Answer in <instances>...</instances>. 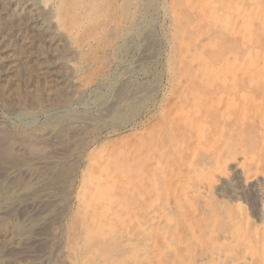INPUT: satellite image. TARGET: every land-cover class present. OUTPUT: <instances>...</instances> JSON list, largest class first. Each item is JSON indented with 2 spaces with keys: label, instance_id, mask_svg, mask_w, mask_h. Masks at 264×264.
I'll use <instances>...</instances> for the list:
<instances>
[{
  "label": "rangeland",
  "instance_id": "rangeland-1",
  "mask_svg": "<svg viewBox=\"0 0 264 264\" xmlns=\"http://www.w3.org/2000/svg\"><path fill=\"white\" fill-rule=\"evenodd\" d=\"M104 1L100 15L75 29L74 43L62 41L58 51L66 54L74 46L78 67H61L62 82L40 71L50 60L36 61L24 33L17 46L20 70L0 76V128L3 138L12 137L10 154L0 163L1 201L8 209L0 222V245L9 248L3 262L96 264L94 255L102 253L106 264H264V0H233L241 3L230 16L234 33L210 25L199 13V0L179 4L175 17L173 0H120V15ZM117 16L119 22L110 24ZM208 29L215 33L208 37ZM52 37L61 38L56 31ZM198 39L205 43L202 63L209 65L204 76L200 61L182 55ZM46 49L41 45L36 54ZM143 51L150 62L141 64ZM192 92L206 99L201 110V100L191 103ZM183 101L186 111L179 112ZM199 115L198 125L188 122ZM200 135L205 140L198 144ZM148 213L159 215L150 220ZM19 229L22 238L14 236Z\"/></svg>",
  "mask_w": 264,
  "mask_h": 264
},
{
  "label": "bare ground",
  "instance_id": "bare-ground-1",
  "mask_svg": "<svg viewBox=\"0 0 264 264\" xmlns=\"http://www.w3.org/2000/svg\"><path fill=\"white\" fill-rule=\"evenodd\" d=\"M120 0H110V3H111V6L113 7V9H115L116 11H114V13L116 12L117 13V15L121 12V9H119L118 8V3H120L119 2ZM165 2L167 1V0H164ZM172 1V0H171ZM184 1H186L187 3H191L192 2V0H173V2H172V5H171V7H173V10H174V17H175V12H176V16H177V13H178V16H179V4H181L182 2H184ZM219 1V0H218ZM218 1L217 0H199V2H200V8H201V11H199V13H201V16L203 17V18H205L206 20H208L209 21V23H210V25H213L215 28H217V30H218V28H223V29H229L230 30V32H232V33H234L235 32V29L233 28L234 26L232 25V20L230 19V16H231V12H232V9H234V7H237L238 5L239 6H241V3H238L237 1H233V0H228L227 1V3L228 4H225V2H224V4L223 3H221V4H219L220 3V1H219V3H218ZM163 2V1H162ZM185 2V3H186ZM223 2V1H222ZM170 4V3H169ZM105 5V1L104 0H0V76H4V75H6V74H8L9 72H11L12 70L14 71L15 69H19L18 67H19V65H21L20 64V60H19V58H18V49H17V46L19 45L18 43H19V41H18V37H19V35L21 34V33H24V34H27L28 35V41H27V45H26V47L28 48V49H30L31 50V54L37 59H35L36 61H38V59H45V60H50L49 62L47 61V62H43L42 63V65H40V71H42L43 73H44V75H45V77H47L49 80H51V82H54V83H59V82H62V74H61V72H60V68L61 67H64V66H66V67H72V69L74 68L75 70L78 68L77 67V64H76V62L74 61V59H73V54H74V52L75 51H77L75 48H74V46L72 47V51L71 52H66V54H64V53H62V51H58V49H60L61 48V46H62V41H64V42H69V43H74L73 42V34H74V32H75V29L77 28V27H83V28H85L86 27V25L88 24V23H90L91 22V20H93L94 19V17L95 16H98V15H100V12H101V10L103 9V7L102 6H104ZM189 5V4H188ZM193 5V4H192ZM134 6H135V4H134ZM170 7V6H169ZM188 7V6H187ZM191 7V6H190ZM198 7V6H197ZM243 7V6H242ZM133 8V7H132ZM166 8V7H165ZM163 9V8H162ZM166 9H164L163 11H162V15H163V17L165 16V15H167L166 14V11H165ZM171 10V9H170ZM170 10H168L169 12H171ZM193 11V10H192ZM198 12V11H197ZM120 15V14H119ZM169 15V17H170V14H168ZM167 17V16H166ZM117 18H118V16H117ZM177 18V17H176ZM176 18H175V20H176ZM165 19V18H164ZM244 19V18H243ZM119 20H120V18H118V19H114V21L113 22H111L110 24H115V23H118L119 22ZM170 20H171V18H170ZM178 20V19H177ZM129 21V20H128ZM127 22V21H126ZM132 22V21H131ZM149 23V22H148ZM149 25V24H148ZM179 25V24H178ZM106 27V26H105ZM128 27H129V25H128ZM141 27V26H140ZM116 28V27H115ZM125 28H127V27H125ZM211 29H212V27H210ZM214 28V29H215ZM204 29V28H203ZM214 29H212V30H214ZM189 30V29H188ZM201 30V29H200ZM205 30V29H204ZM54 31H56L57 33H58V35H60L61 36V38H58V39H56L55 40V38H53L52 37V34L54 33ZM187 31V30H186ZM207 31V30H206ZM215 31V30H214ZM213 31V32H214ZM79 32V31H78ZM126 32H127V30H126ZM149 32V31H148ZM151 32H152V30H151ZM187 32H189V31H187ZM198 32V31H197ZM197 32H195L194 33V31H193V33L194 34H196ZM207 32H209V34L207 33ZM207 32H204L203 31V33H207V36L209 35H211L210 33L212 32H210L209 31V29H208V31ZM212 32V33H213ZM219 32H220V30H219ZM218 32V33H219ZM98 33V32H97ZM136 33V32H135ZM190 33V32H189ZM188 33V35H190ZM215 33V32H214ZM216 33H217V31H216ZM217 33V34H218ZM182 35H184V33H181ZM194 34H192V35H194ZM221 34V33H220ZM105 35V34H104ZM111 35V34H110ZM114 35V34H113ZM112 35V36H113ZM202 35V34H201ZM200 35V36H201ZM204 35V34H203ZM202 35V36H203ZM214 35H216V34H214ZM108 36V35H107ZM143 35L141 34V36L139 37V38H141ZM145 36V35H144ZM149 36V35H148ZM147 36V37H148ZM195 36V35H194ZM199 36V37H200ZM205 36H206V34H205ZM208 36V37H209ZM217 36H219V35H217ZM191 37V36H190ZM196 37V36H195ZM204 37V36H203ZM211 37H214V36H211ZM235 37V36H234ZM22 38H23V36H22ZM103 38V37H102ZM144 38H146V37H144ZM185 38V37H184ZM220 38V37H219ZM222 38V37H221ZM230 38V37H229ZM237 38V37H236ZM147 40H149V39H152V38H146ZM213 39H215V38H213ZM217 39H218V37H217ZM224 39V38H223ZM222 39V40H223ZM231 39V38H230ZM189 40V39H188ZM205 40V39H204ZM212 40V39H211ZM222 40H220V41H222ZM235 40V39H234ZM239 39L237 38V41H238ZM152 41V40H151ZM150 40H149V43L148 44H146L147 46H146V48H147V50H150L151 49V46H152V42H151ZM227 41H228V39H227ZM227 41H225V42H227ZM232 41V40H231ZM63 42V43H64ZM132 42V41H131ZM148 42V41H147ZM204 41H203V39H198L197 40V42H196V44L194 43V40H193V43L195 44V49H193V44L191 43H189V45H186V50H183V48H185V47H183L182 48V50L183 51H185V52H183V56H184V58H185V60L187 61V60H189V61H195V59L197 60V61H200V63H202V62H204L205 61V59L202 57V48H201V46H203V44H205V43H203ZM217 42V41H216ZM223 42V41H222ZM235 43H236V41H234ZM239 42V41H238ZM241 42V41H240ZM239 42V43H240ZM207 43V42H206ZM234 43V44H235ZM260 43V42H259ZM65 44V43H64ZM186 44V43H185ZM224 44H226V43H224ZM227 44H229V41H228V43ZM245 44V43H244ZM247 44V43H246ZM41 45H43V46H47V49H46V52H44V53H42V54H36V51H38L37 49L41 46ZM213 45V44H212ZM219 45V44H218ZM236 45V44H235ZM182 46V45H181ZM222 46V45H221ZM220 46V47H221ZM232 46V45H231ZM19 47V46H18ZM21 47H22V45H21ZM133 47V46H132ZM236 47H237V49L239 48L237 45H236ZM20 48V47H19ZM68 48V47H67ZM77 48V47H76ZM138 48V47H137ZM145 48V49H146ZM207 49H205V50H208V47H206ZM230 48V47H229ZM258 48V47H257ZM63 49V48H62ZM85 49V48H84ZM210 49V48H209ZM220 49V48H219ZM20 50V49H19ZM82 50V49H81ZM121 50V49H120ZM131 50V49H130ZM135 50V49H134ZM211 50V49H210ZM214 50V49H213ZM221 50H222V48H221ZM64 51V50H63ZM68 51V50H67ZM232 51V50H231ZM238 51V50H237ZM116 52H118L117 50H116ZM145 51H143L141 54H140V58L138 59V62H140L141 64L142 63H144V62H146L147 60L149 61L150 59V54L148 55V54H146V53H144ZM209 52V51H208ZM211 52V51H210ZM223 52H225V50H223ZM121 53V52H120ZM143 53L145 54V55H143ZM149 53V52H148ZM151 54H152V52H150ZM205 53V55H206V52H204ZM203 53V54H204ZM217 53V52H216ZM36 54V55H35ZM213 54V53H212ZM220 54V53H219ZM218 54V55H219ZM223 53L221 52V54L220 55H222ZM226 54V53H225ZM224 54V55H225ZM240 54H244V53H240ZM131 55V54H130ZM219 55V56H220ZM245 55V54H244ZM207 56V55H206ZM209 56V55H208ZM200 57L202 58V59H200ZM242 57H244V56H242ZM182 58V57H181ZM208 58V57H207ZM218 58H220V57H218ZM239 58H241L240 56H239ZM78 59V58H77ZM152 59V58H151ZM22 60H24V59H22ZM166 60V59H165ZM222 60V59H221ZM240 60V59H239ZM242 60V59H241ZM244 60H246V59H244ZM33 61V60H32ZM31 61V62H32ZM147 61V62H148ZM185 61V62H186ZM188 61V62H189ZM212 61H214L213 59H212ZM217 60H215V62H216ZM150 62V61H149ZM245 62V61H244ZM211 63V62H210ZM217 63V62H216ZM246 63H247V60H246ZM245 63V64H246ZM33 64V63H32ZM79 64V63H78ZM190 64V63H189ZM22 65H23V63H22ZM186 66H188V68L187 69H189V65H187V62H186V64H185ZM185 65H182V66H184V68L186 67ZM202 66H200V68L199 69H201V68H203L204 70H202L201 72H202V74L201 75H206L207 73H206V70H208V68H209V65L207 64V63H202L201 64ZM137 66V65H136ZM35 67H36V65H35ZM34 67V68H35ZM23 68V67H22ZM82 68V67H81ZM190 68H191V66H190ZM251 68V67H250ZM36 69V68H35ZM68 69V68H67ZM182 69H183V67H182ZM218 69H220V66L218 67ZM20 70V69H19ZM63 70V69H62ZM81 70V69H80ZM238 70V69H237ZM183 71V70H182ZM192 71V70H191ZM240 71V70H239ZM238 71V72H239ZM128 72V71H127ZM17 73V72H16ZM77 73H78V70H77ZM185 73V72H184ZM205 73V74H204ZM239 73H241V72H239ZM11 74H12V72H11ZM13 74H14V72H13ZM79 74V73H78ZM131 74V73H130ZM199 74V73H198ZM42 75V74H41ZM67 75V74H66ZM185 75V74H184ZM238 75V74H237ZM188 76V75H187ZM9 77V76H8ZM186 77V76H185ZM240 76H238V78H239ZM3 78V77H2ZM74 78H76V77H74ZM183 78V77H182ZM195 78H197L198 79V77L196 76ZM231 78V77H230ZM237 78V79H238ZM242 78H244V77H242ZM258 78V77H257ZM200 79V78H199ZM198 79V80H199ZM214 79V78H213ZM264 79V78H263ZM0 80H1V78H0ZM239 80H241V78L239 79ZM239 80H237V81H239ZM246 80V79H245ZM261 80V79H260ZM69 81L71 82V83H74L73 81H75V79L73 80V79H70L69 78ZM130 81V80H129ZM192 81V80H191ZM194 81H196V79H194ZM193 81V82H194ZM231 81V80H230ZM236 81V82H237ZM50 82V81H49ZM197 82V81H196ZM241 81H239V82H237L238 84L240 83ZM244 83L246 82V81H243ZM214 83V82H213ZM217 83V82H216ZM222 83V82H221ZM224 83V82H223ZM61 84V83H60ZM59 84V85H60ZM63 84V83H62ZM66 84V83H65ZM118 84V83H117ZM194 84H195V82H194ZM192 85V87L193 86H195V85ZM198 84V83H197ZM232 84H234V83H232L231 82V86H232ZM262 84V83H261ZM22 85H23V83H22ZM78 85V84H77ZM121 85V84H120ZM199 85V84H198ZM212 85V84H211ZM227 85H229V84H227ZM237 85V84H236ZM239 85H242V83L241 84H239ZM57 86V85H56ZM63 86V85H62ZM72 86H74V85H72ZM190 86V85H189ZM220 85H218V87H219ZM231 86H229V87H231ZM243 86V85H242ZM241 86V87H242ZM246 86V85H245ZM245 86L243 87V88H245ZM206 87V86H205ZM205 87L203 86V90H205ZM211 87V86H210ZM216 87H217V84H216ZM221 87V86H220ZM228 87V86H227ZM227 88V90L228 89H231V88ZM234 87V86H233ZM53 88H54V86H53ZM57 88V87H56ZM92 88V87H91ZM190 88V87H189ZM195 88H196V86H195ZM194 88V89H195ZM222 88H223V90H224V87L222 86ZM235 88L238 90V88L235 86L234 87V90H235ZM246 88H247V86H246ZM76 89H77V87H76ZM122 89V88H121ZM121 89H118L119 91L117 92L118 93V95H121V94H119V92H121L120 90ZM209 89H211V88H209ZM64 90V89H63ZM69 90V89H68ZM126 90V88L123 90V92H122V95H124L123 93H124V91ZM189 90H191V89H189ZM198 91H199V89H197ZM200 90H202V89H200ZM206 90H208V88L206 89ZM215 90V89H214ZM219 90V89H218ZM226 90V91H227ZM233 90V91H234ZM236 90V91H237ZM23 91V90H22ZM65 91H66V89H65ZM69 91H72V90H69ZM193 91V90H192ZM195 91V90H194ZM213 91V90H212ZM211 91V92H212ZM221 91H222V89H221ZM225 91V90H224ZM240 91V90H239ZM238 91V92H239ZM73 92V91H72ZM217 92V91H216ZM220 92V91H219ZM228 92H230L229 90H228ZM203 93L204 92H201V94L203 95ZM205 93H206V91H205ZM213 93H215V92H213ZM232 93V92H231ZM260 93V92H259ZM258 92H257V94H259ZM65 94V93H64ZM114 94H116L115 92H114ZM192 96H191V99L193 100L194 99V102H191V103H199L200 102V100H201V102H202V97L199 95V94H197V93H194V92H192ZM209 94H210V90H209ZM220 94V96H221V92L219 93ZM224 94V93H223ZM225 94H226V92H225ZM224 94V95H225ZM252 94H256V93H252ZM70 95V94H69ZM121 95V96H122ZM205 95V94H204ZM207 95V94H206ZM213 94H211V95H209L208 97H210V96H212ZM223 95V96H224ZM238 95V94H237ZM262 95V94H261ZM67 96V95H66ZM215 96V95H214ZM226 96V95H225ZM235 97H236V95H234ZM208 97H207V99H208ZM238 97H239V95L237 96V98H235V99H237V100H239L238 99ZM259 97V96H258ZM68 98V97H67ZM114 98H116V97H114ZM218 98V97H217ZM230 98V97H229ZM253 98V97H252ZM86 99V98H85ZM84 99V100H85ZM216 99V98H215ZM219 99H221L222 100V98H219ZM224 99V98H223ZM234 99V97H231V100H235ZM254 99V98H253ZM83 100V101H84ZM206 100V99H205ZM205 100H203V102L205 101ZM212 100V99H211ZM217 100V99H216ZM255 100V99H254ZM59 101H62V100H59ZM69 101V100H68ZM82 101V102H83ZM225 101V100H224ZM81 102V103H82ZM116 102V101H115ZM187 102V101H186ZM203 102L202 103H199V105H198V109L199 110H201V108H204V107H202L201 105L203 104ZM206 102V101H205ZM209 102H210V100H209ZM222 102V101H221ZM247 102V101H246ZM64 103H66V102H64ZM188 103H190L189 101H188ZM208 103V102H207ZM242 103V102H241ZM241 103H240V105H241ZM248 103V102H247ZM258 103V102H257ZM60 104H61V102H60ZM69 104V103H68ZM201 104V105H200ZM205 104V103H204ZM203 104V105H204ZM225 104V103H224ZM249 104V103H248ZM250 104H253L252 102L250 103ZM34 105V104H33ZM61 105H63V104H61ZM60 105V106H61ZM185 105V102L183 101V102H181V104H179V109L180 110H177V111H179V112H183V111H186V110H184V107L186 106H184ZM222 105H223V103H222ZM226 105V104H225ZM224 105V106H225ZM247 105V104H246ZM46 106H50V105H46ZM65 106H67V105H65ZM79 106V105H78ZM215 106V105H214ZM213 106V107H214ZM221 106V105H220ZM219 106V107H220ZM243 106H244V104H243ZM251 106V105H250ZM253 106H254V104H253ZM63 107V106H62ZM74 107V106H73ZM107 107V106H106ZM216 107V106H215ZM219 107H217L216 109H217V112H218V108ZM63 108H66V107H63ZM107 108H109V107H107ZM106 108V109H107ZM178 108V107H177ZM191 108H193L192 106H191ZM222 108V107H221ZM225 108V107H224ZM235 108V107H234ZM237 108V107H236ZM235 108V109H236ZM239 108H241V106L239 107ZM252 108V107H251ZM69 109V108H68ZM100 109V108H99ZM103 109V108H102ZM105 109V108H104ZM105 109V110H106ZM111 109H112V107H111ZM209 109V108H208ZM208 109H205V112H208V111H206V110H208ZM225 109H227V108H225ZM232 109V108H231ZM238 109V108H237ZM242 109V108H241ZM239 110L238 109V111L237 112H240L239 114H241L242 113V110L244 109V107H243V109L242 110ZM9 110V112H10V109H8ZM59 110V109H58ZM70 110V109H69ZM224 110V109H223ZM228 110V109H227ZM61 111H63V110H61ZM67 111V110H66ZM196 111V110H195ZM203 111V110H202ZM202 111L200 112V114L202 113ZM215 111V110H214ZM214 111L212 110L211 112L214 114ZM229 111H231L230 110V108H229ZM228 111V112H229ZM236 111V110H235ZM234 111V112H235ZM100 111H98V113H99ZM194 112V111H193ZM204 112V111H203ZM216 112V113H217ZM221 112V111H220ZM227 112V113H228ZM67 113V112H66ZM231 113H233V112H231ZM245 114H247L246 112H244ZM8 114V113H7ZM38 114V113H37ZM208 114V113H207ZM211 114V113H210ZM238 114V113H237ZM243 114V113H242ZM242 114L241 115H239L238 117H240V116H242ZM186 115V114H185ZM196 115V114H195ZM217 115V114H216ZM215 115V116H216ZM229 115H230V112H229ZM248 115V114H247ZM93 116V115H92ZM184 116V115H183ZM196 116H198V114L196 115ZM196 116H194V117H196ZM201 115H199V117H196V118H189L188 119V122H190L193 126H195V125H198V123H199V121H197V118L199 119V118H201L200 117ZM203 117L205 116L204 114L202 115ZM208 116V115H207ZM210 116V115H209ZM214 116V115H213ZM218 116H220V114L218 115ZM228 116V115H227ZM237 116V115H236ZM245 116V115H244ZM244 116H242L243 118H244ZM35 117V116H34ZM80 117V116H79ZM224 117V116H223ZM241 117V119H243ZM250 117V116H249ZM11 118V117H10ZM16 118V117H15ZM18 118V117H17ZM114 118V117H113ZM211 118H212V116H211ZM214 118V117H213ZM220 117H218V119H219ZM20 119V118H19ZM202 119H204V118H202ZM216 119V118H215ZM225 119V118H224ZM229 119H230V117H228V123H229ZM245 119V118H244ZM15 120V119H14ZM28 119H26V121H27ZM206 120V119H205ZM214 120V119H213ZM19 121V120H18ZM202 121V120H201ZM215 121V120H214ZM222 121V120H221ZM220 121V122H221ZM225 121H227L226 119L225 120H223V122L225 123ZM34 122V121H33ZM186 120H185V123L186 124H189V125H191L190 123H188ZM205 122V121H204ZM210 122V121H209ZM217 122V121H216ZM219 122V121H218ZM222 122V123H223ZM235 122V121H234ZM244 122V121H243ZM247 123V122H246ZM36 124V123H35ZM208 124H210V123H208ZM220 124V123H219ZM230 124V123H229ZM239 124H243V123H239ZM239 124H235V123H233V125L234 126H236V125H239ZM245 124V123H244ZM32 125V124H31ZM182 125V124H181ZM200 125V124H199ZM212 125V124H211ZM218 125V124H217ZM220 125H222V124H220ZM223 125H226V124H223ZM232 125V126H233ZM246 125V124H245ZM249 125V124H248ZM30 126V125H29ZM70 126V125H69ZM185 126V125H184ZM233 126V127H234ZM62 127V126H61ZM61 127H59V128H61ZM220 127V126H219ZM237 127V126H236ZM242 127V126H241ZM218 128V127H217ZM221 128V127H220ZM235 128V127H234ZM239 128V130H240V127H237V129ZM1 129V128H0ZM112 129V128H111ZM191 129V128H190ZM211 129V128H210ZM219 129V128H218ZM236 129V128H235ZM4 130L5 129H1V131H0V133H1V135H0V163L1 164H5V161L7 160V157H6V155H8V153L10 154V150H11V148L9 147V144L12 142V140H10V139H12V137L8 140H6L5 138H3V137H5L4 135V133L6 132H4ZM66 130V129H65ZM115 130V129H114ZM213 130V129H212ZM260 130V129H259ZM62 131V130H61ZM64 131V130H63ZM188 131H190V130H188ZM219 131V130H218ZM241 132L243 131V129L242 130H240ZM245 131H246V129H245ZM48 132V131H47ZM191 132V131H190ZM161 133V132H160ZM245 133V132H244ZM51 134V133H50ZM187 134H189V133H187ZM207 134H209L208 133V131H207V133H206V135ZM217 134V133H216ZM8 135V134H7ZM9 135H11V134H9ZM44 135H47V134H43V136ZM59 135V134H58ZM206 135H204V136H206ZM219 135H220V133H219ZM239 135V134H238ZM195 136V135H194ZM201 137H203V135H200ZM180 137H182V136H180ZM201 137H198V139H196L197 140V143L199 144V142H202V140H205V137H203V138H201ZM219 137V136H218ZM197 138V137H196ZM206 138H209V137H206ZM248 138V137H247ZM172 139V138H171ZM218 139V138H217ZM216 139V140H217ZM220 139V141H222V136H221V138H219ZM218 139V140H219ZM218 140H217V142H218ZM14 141V140H13ZM52 141V140H51ZM220 141H219V143H220ZM57 142V141H56ZM204 142V141H203ZM205 142H208V141H205ZM223 142V141H222ZM33 143V142H32ZM31 143V141H30V143L29 144H32ZM54 143V142H53ZM196 143V144H197ZM221 144V143H220ZM223 144V143H222ZM34 145V144H33ZM213 145V144H212ZM72 146V145H71ZM171 146V145H170ZM215 146H217V145H215ZM30 147V146H29ZM32 147V146H31ZM104 147V146H103ZM33 148H35V147H33ZM210 148H211V146H210ZM213 148H215V147H213ZM212 148V149H213ZM31 149L32 148H30V151H28V149H27V151H28V153L30 152V153H32L33 154V152H35V150H36V148H35V150L33 151H31ZM102 149V148H101ZM24 150V149H23ZM39 150V149H38ZM202 150V149H201ZM13 151V150H12ZM56 151V150H55ZM38 152V151H37ZM52 153V152H51ZM214 153V152H213ZM60 154V153H59ZM29 155V154H28ZM31 155V154H30ZM219 156V155H218ZM39 157V156H38ZM214 157V156H213ZM31 158V157H30ZM35 158V157H34ZM11 159V158H10ZM13 159V158H12ZM11 159V160H12ZM9 160V159H8ZM88 161H90V160H88ZM218 161V160H217ZM11 162V161H10ZM53 163V162H52ZM224 164H226L225 162H223ZM14 164H16V163H14ZM36 164V163H35ZM210 164V163H209ZM223 164V165H224ZM9 165V164H8ZM214 165V164H213ZM238 165V164H237ZM3 167V166H2ZM211 168V167H210ZM1 170V169H0ZM224 170V169H223ZM2 171V170H1ZM23 171V170H22ZM33 172V171H32ZM55 172V171H54ZM57 172H59V171H57ZM67 172V171H66ZM21 173V172H20ZM246 173V172H245ZM27 174V173H26ZM30 174V173H29ZM55 174H57L56 172H55ZM213 174V173H212ZM211 174V175H212ZM215 174V173H214ZM65 175V174H64ZM217 175V174H216ZM205 177V176H204ZM215 177V176H214ZM217 177V176H216ZM249 177V176H248ZM61 178V177H60ZM64 178V177H63ZM211 178V177H210ZM149 179V178H148ZM217 179V178H216ZM219 179L220 178H218V181H219ZM249 179V178H248ZM52 180H53V178H52ZM205 180V179H204ZM50 181H51V179H50ZM98 181V180H97ZM217 181V182H218ZM223 181V180H222ZM221 181V182H222ZM11 182H12V180H11ZM48 182V181H47ZM54 182V181H53ZM58 182V181H57ZM111 182V181H110ZM210 182V181H209ZM216 182V181H215ZM220 182V181H219ZM242 182V181H241ZM7 183H10V182H7ZM18 183V182H17ZM22 183V182H21ZM49 183V182H48ZM1 184V183H0ZM5 184V183H4ZM13 184V183H12ZM20 184V183H19ZM112 184V183H111ZM207 184V183H206ZM97 185V184H96ZM240 185V184H239ZM1 186V185H0ZM7 186H8V184H7ZM10 186V185H9ZM109 185H107V187H108ZM174 186V185H173ZM202 186V185H201ZM5 187V186H4ZM4 187L2 186L1 187V189H4ZM111 188H113V187H111ZM201 188V187H200ZM210 188H212V187H210ZM216 188V187H215ZM214 188V189H215ZM5 189H6V187H5ZM205 189V188H204ZM218 189V188H217ZM194 190V189H193ZM34 191V190H33ZM33 191H32V193H33ZM241 191V190H240ZM190 192V191H189ZM192 192V191H191ZM204 192V191H203ZM23 193V192H22ZM81 193V192H80ZM98 193V192H97ZM16 194V193H15ZM28 194V193H27ZM30 194V193H29ZM34 194V193H33ZM145 194V193H144ZM193 194V193H192ZM233 194V193H232ZM89 195V194H88ZM42 196V195H41ZM21 197V196H20ZM93 197V196H92ZM95 197V196H94ZM5 199V194L3 193V192H1L0 191V222L2 221V219L4 220V218L3 217H5L6 215H8V212H7V206H6V202H3V201H1V200H3V199ZM17 198V197H16ZM155 198V197H154ZM242 198V197H241ZM11 200V199H10ZM95 201H97L96 199H94ZM235 200L236 201H238V206H240V208H242V203L240 202V200H239V196L238 195H236L235 196ZM5 201V200H4ZM17 201V200H16ZM234 201V200H233ZM242 201V200H241ZM47 202V201H46ZM88 202V201H87ZM92 202H93V200H92ZM148 202H150V200L148 201ZM172 202V201H171ZM12 203V202H11ZM89 203V202H88ZM95 203V202H94ZM233 203V202H232ZM14 204V203H13ZM44 204V203H43ZM16 205H17V203H16ZM25 205V204H24ZM154 205V204H153ZM157 205H159L158 203H156V206L155 207H157ZM35 206V205H34ZM89 206V205H88ZM151 206H152V204H151ZM237 206V207H238ZM245 205H243V209H242V211L243 210H246V209H244L245 207H244ZM90 207V206H89ZM46 208V207H45ZM158 208V207H157ZM160 208V207H159ZM158 208V209H159ZM247 208V207H246ZM14 209V208H13ZM93 209H94V207H93ZM166 209V208H165ZM169 209V208H168ZM171 209V208H170ZM98 210V209H97ZM156 210V209H155ZM11 211V210H10ZM56 211V210H55ZM153 211V210H152ZM168 211V210H167ZM174 211V210H173ZM247 211V210H246ZM7 212V213H6ZM26 212V211H25ZM157 212H158V210H157ZM162 213V212H161ZM20 214V213H19ZM149 214V213H148ZM247 214V213H246ZM159 215V214H158ZM158 215H154V214H149V216H148V219H150V220H154V218H156ZM14 216V215H13ZM29 216V215H28ZM21 217V216H20ZM26 217V216H25ZM75 217V216H74ZM84 218V217H83ZM105 218V217H104ZM158 218V217H157ZM156 218V219H157ZM163 219V218H162ZM34 221V220H33ZM98 221V220H97ZM105 222V221H104ZM159 222V221H158ZM158 222L157 223H155V224H158ZM165 222V221H164ZM7 223V222H6ZM49 223V222H48ZM139 223V222H138ZM10 224V223H9ZM84 224V223H83ZM96 224H98V222L96 223ZM102 224H104V223H102ZM147 224V223H146ZM162 224V223H161ZM85 225V224H84ZM159 225V224H158ZM164 225V224H163ZM167 226V225H166ZM44 227V226H43ZM83 227V226H82ZM107 227V226H106ZM161 227V226H160ZM260 227V226H259ZM37 228H38V226H37ZM46 228H48V227H46ZM97 228V227H96ZM138 228V227H137ZM212 228H213V226H212ZM41 229V228H40ZM86 228H84V230H85ZM164 229V228H163ZM220 230V229H219ZM262 230V229H261ZM27 231H29V230H27ZM34 231V230H33ZM38 231V230H37ZM43 231V230H42ZM209 231V230H208ZM89 232V231H88ZM33 233V232H32ZM37 234H38V232H37ZM43 234V233H42ZM157 234V233H156ZM21 235H23V232L19 229L18 231H17V234L16 235H14L15 237L16 236H18V237H20ZM31 235V234H30ZM71 235V234H70ZM190 235V234H189ZM81 236V235H80ZM243 237V236H242ZM0 238H2V237H0ZM4 238V237H3ZM17 238V237H16ZM21 238H22V236H21ZM40 239V238H39ZM201 239V238H200ZM17 240V239H16ZM31 240V239H30ZM34 240V239H33ZM171 241V240H170ZM22 242V241H21ZM24 242V241H23ZM23 242H22V244H23ZM45 242V241H44ZM97 242V241H96ZM161 242V241H160ZM18 243H19V241H18ZM143 243V242H142ZM141 243V244H142ZM40 244V243H39ZM28 245V244H27ZM143 245V244H142ZM217 245V244H216ZM24 246V245H23ZM134 243H132V242H130V243H128V248H130L131 249V251H132V249L134 248ZM44 247V246H43ZM42 247V248H43ZM46 247V246H45ZM44 247V248H45ZM82 248V247H81ZM5 249H7V248H5V246L4 245H0V256H1V254H3L4 252H5ZM9 249V248H8ZM7 249V250H8ZM28 249V248H27ZM35 249V248H34ZM97 249V248H96ZM135 250V249H134ZM30 251V250H29ZM40 251V250H39ZM48 251V250H47ZM60 251V250H59ZM77 251V250H76ZM9 252V251H8ZM72 252V251H71ZM95 252V251H94ZM136 252V251H135ZM19 253V252H18ZM73 253V252H72ZM76 253V252H75ZM77 253H78V251H77ZM76 253V254H77ZM45 254V253H44ZM75 254V255H76ZM80 254V253H79ZM206 254V253H205ZM41 255V254H40ZM138 255H140V254H138ZM207 255V254H206ZM5 256V255H4ZM9 256V255H8ZM79 256V255H78ZM128 256V255H127ZM140 256H142V255H140ZM10 257V256H9ZM8 257V258H9ZM20 257V256H19ZM28 257V256H27ZM40 257V256H39ZM94 257H96V259H97V261H95L96 262V264H106L105 263V260H104V256L102 255V253H97V254H95L94 255ZM105 257H106V254H105ZM4 258V257H3ZM3 258L2 257H0V264H5L4 262H3ZM23 258V257H22ZM47 258V257H46ZM74 258V257H73ZM76 258H77V256H76ZM5 259V258H4ZM111 259H112V257H111ZM207 259V258H206ZM215 259V258H214ZM21 260H23V259H21ZM78 261V260H77ZM108 261V260H107ZM110 261V260H109ZM21 262V261H20ZM19 262V263H20ZM110 262H112V261H110ZM8 263V262H7ZM13 263V262H12ZM17 263V262H16ZM200 263V262H199ZM46 264V263H45ZM71 264H79V263H77V262H72ZM200 264H202V263H200Z\"/></svg>",
  "mask_w": 264,
  "mask_h": 264
}]
</instances>
